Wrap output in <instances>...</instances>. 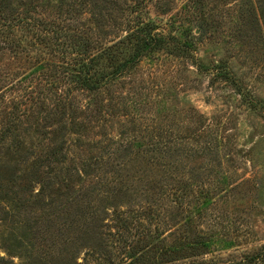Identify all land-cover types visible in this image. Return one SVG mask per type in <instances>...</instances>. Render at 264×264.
Masks as SVG:
<instances>
[{
    "label": "rangeland",
    "instance_id": "1",
    "mask_svg": "<svg viewBox=\"0 0 264 264\" xmlns=\"http://www.w3.org/2000/svg\"><path fill=\"white\" fill-rule=\"evenodd\" d=\"M75 1L81 10L75 24L93 28L109 46L103 57L111 60L97 59L98 76L112 75L133 53L122 43V29L137 2ZM167 1L170 10L163 15L154 3L145 4L142 20L176 38L185 51L168 44L147 52L95 99L104 100L105 140L133 145L130 150L125 143L109 175L85 167L69 193L48 209L50 199L29 195L23 163L30 148L44 144L42 122L23 118L16 152L9 140L0 144V257L12 264H150L166 244L159 240L171 241L176 231L205 236L209 248L199 257L205 261L234 264L264 250V31L255 23L251 0ZM51 11L38 10L36 17L46 19ZM44 74L33 58L0 51L1 105L19 98L24 106L18 114L32 112L39 90L66 86L62 75L51 82ZM26 84L33 93L24 100ZM76 95L86 102L84 93ZM1 120L0 129L6 125ZM96 134H81L77 144L83 147H70L74 156L85 162L94 157L100 147ZM112 178L110 188L120 191L106 203L104 183ZM93 208L97 218L89 214ZM145 208L166 217L158 224L141 221ZM115 212H123L127 223L112 221ZM10 236L22 238L28 253L9 259L2 241ZM263 258L256 264H264Z\"/></svg>",
    "mask_w": 264,
    "mask_h": 264
},
{
    "label": "trees",
    "instance_id": "2",
    "mask_svg": "<svg viewBox=\"0 0 264 264\" xmlns=\"http://www.w3.org/2000/svg\"><path fill=\"white\" fill-rule=\"evenodd\" d=\"M127 1L134 0H125L126 3ZM136 2L128 10L129 14L136 13V16L131 18V15L128 14L129 16L125 17L124 29H122L126 32L122 43L130 45L133 53L122 64L116 65L112 75L99 77L96 68L97 59L98 61L105 59L108 62L111 60V57H103L109 46L101 40L105 37L97 36V33L93 32V28L75 24L76 19L78 23L81 19L79 17L81 10L78 9V3L76 4L75 0H0V51L7 52L12 58H19V56L20 58L22 56L27 59L33 58L36 68L46 73L44 77L48 73V79L53 82L54 78L56 80L62 75L64 81H62L61 87L66 85L63 89L55 86V91L52 88L39 90L41 93L38 92L33 100L32 112L22 111L18 114L21 105L24 106L19 98H11L3 105L0 102V119L3 118L1 124L6 123L0 129V144L9 140L13 152H16V148L21 145L17 131L24 124V117L32 120V125L38 122L43 124L45 132L40 136L43 137L44 144L30 148L27 160L25 159L23 163L27 165L28 170L26 188L29 195L40 199H50L45 205L48 206V209L54 200L69 193L68 191L74 185L73 177L75 175L83 176L86 168L94 165L98 171L97 174L106 177L111 173V167L116 165L121 157L125 143L132 150L133 145L128 140H120V142L117 140L115 143L105 140L108 132L104 128L105 122L102 119L104 100L103 98L95 99L106 90V84H111V80L121 77L147 52L163 49L168 44L175 47L176 50L185 51L184 45L180 44L176 38L159 33L157 26L142 20V13L145 10L142 9L145 4L154 3L158 13L163 15L170 10L169 2L167 0H136ZM249 2H251L252 11L255 14L256 25L264 31V0ZM80 3L83 5V2ZM126 7H128L127 4L120 8V11L125 10ZM38 10L44 12L50 10L53 13L46 19H41L36 17ZM102 33L105 35V32ZM32 49L35 50V56L30 55ZM46 51L50 53V56H47ZM30 87L23 86L22 99H26L27 93H29L27 97L31 96L33 92H27L31 91L28 90ZM237 87L242 96L246 98L248 96L246 91L240 86ZM77 93H84L87 98L86 102H80ZM0 100H2V96H0ZM95 129L98 131L96 137L99 138L97 143L100 144V147L96 155L85 162L79 155L74 156L70 147L75 146L81 149L83 144H77L81 134ZM118 133L117 136L123 132ZM71 137H76V139L73 140ZM70 142H74V145L69 144ZM142 152L138 149L135 153L143 154ZM18 162L19 160L15 163L18 164ZM114 181L112 178L109 182L104 183L106 203H109L114 192L120 191V187L119 189L115 186L110 188ZM36 186L38 190L33 193ZM166 196L165 198H167ZM32 208L30 206L29 209ZM98 213L99 210L96 208L89 212L93 218H97ZM114 215L112 221L116 219L117 223H121V221L122 224L127 223L128 218H123V212H115ZM139 215L141 221L154 220L156 224L166 217L165 213L160 215L159 212L156 213V210L151 208L143 209ZM133 221L138 223L134 217ZM71 226L73 225L71 224ZM169 238L171 239L169 242L165 238L159 240L160 243L166 244L162 245L156 254L154 253L158 258L156 261H151L150 264H222L205 261L203 258L199 259L209 248V242L204 235L191 236L190 234H179L176 231L175 233L171 232ZM17 239L10 236L2 241L9 259L12 257L21 258L26 251L28 253L29 245L24 248L22 238ZM141 256L142 254L139 257ZM263 256L264 250L234 264H256ZM143 258L148 259L149 256L144 255ZM0 264H12V260L0 257Z\"/></svg>",
    "mask_w": 264,
    "mask_h": 264
}]
</instances>
